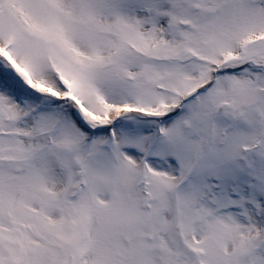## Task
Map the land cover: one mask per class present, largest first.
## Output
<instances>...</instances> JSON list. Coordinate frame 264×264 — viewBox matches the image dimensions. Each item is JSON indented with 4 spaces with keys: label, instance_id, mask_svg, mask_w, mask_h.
Masks as SVG:
<instances>
[{
    "label": "snow or ice",
    "instance_id": "1",
    "mask_svg": "<svg viewBox=\"0 0 264 264\" xmlns=\"http://www.w3.org/2000/svg\"><path fill=\"white\" fill-rule=\"evenodd\" d=\"M0 264H264V0H0Z\"/></svg>",
    "mask_w": 264,
    "mask_h": 264
}]
</instances>
